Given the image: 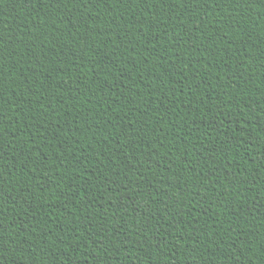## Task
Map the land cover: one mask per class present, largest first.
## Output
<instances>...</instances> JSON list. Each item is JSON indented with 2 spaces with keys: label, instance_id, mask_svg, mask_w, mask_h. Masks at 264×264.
<instances>
[{
  "label": "trees",
  "instance_id": "16d2710c",
  "mask_svg": "<svg viewBox=\"0 0 264 264\" xmlns=\"http://www.w3.org/2000/svg\"><path fill=\"white\" fill-rule=\"evenodd\" d=\"M0 264H264V0L0 3Z\"/></svg>",
  "mask_w": 264,
  "mask_h": 264
},
{
  "label": "snow or ice",
  "instance_id": "6c2138e0",
  "mask_svg": "<svg viewBox=\"0 0 264 264\" xmlns=\"http://www.w3.org/2000/svg\"><path fill=\"white\" fill-rule=\"evenodd\" d=\"M3 2H4V0H0V3H3ZM4 255H5V253L3 251H0V257H2ZM66 264H67V262H66Z\"/></svg>",
  "mask_w": 264,
  "mask_h": 264
}]
</instances>
